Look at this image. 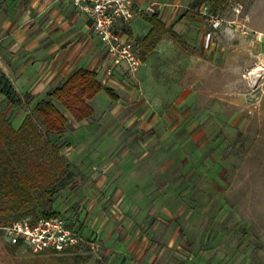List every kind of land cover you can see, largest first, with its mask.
Wrapping results in <instances>:
<instances>
[{"label": "rangeland", "instance_id": "1", "mask_svg": "<svg viewBox=\"0 0 264 264\" xmlns=\"http://www.w3.org/2000/svg\"><path fill=\"white\" fill-rule=\"evenodd\" d=\"M150 8L176 34L146 36L152 10L133 23L130 38L142 64L114 103L123 111L119 122H106L107 114L78 122L57 105L69 122L63 133H48L33 112L46 95L18 92L10 80L13 93L0 94V161L22 160L39 184L30 189L33 213L26 217L60 214L80 235L62 252L11 250L3 229L15 211L11 199L1 200L0 264H264V0ZM129 94L138 97L128 102ZM142 96L156 106L154 136L139 131L141 108H133ZM108 103L104 91L92 101L96 113ZM26 116L31 125L17 135ZM105 127L125 128L105 134ZM116 134V156L124 146L140 156L142 148L129 145L152 137L144 150L151 189L123 196L110 180L100 186L113 156L104 144ZM100 158L106 160L97 165Z\"/></svg>", "mask_w": 264, "mask_h": 264}, {"label": "crops", "instance_id": "2", "mask_svg": "<svg viewBox=\"0 0 264 264\" xmlns=\"http://www.w3.org/2000/svg\"><path fill=\"white\" fill-rule=\"evenodd\" d=\"M181 1L135 0L137 14L125 25L127 36L130 38L133 23L139 19L140 14L152 10L150 5L176 4ZM154 13L157 14L158 20H163L158 8L153 9L145 19L146 24L150 23L151 27L150 18ZM172 31L176 34L174 29ZM263 45L264 41H261V48ZM111 67L112 63L106 58L102 43L90 30L88 17L76 12L67 0H0V70L9 78L18 92L42 97L63 83L76 69L86 68L94 71L97 80L103 85V89L88 101L93 108L92 116L107 114L106 122L112 118V124H115L119 122L123 111L118 106L114 107L121 101L122 95L128 93L125 86L128 74L123 68H115L111 74H108L107 70ZM129 79L138 81L136 77ZM105 88L111 89L116 98H112ZM103 91L107 94L110 103L102 112L96 113L92 101ZM137 97V95L129 94L128 102ZM145 98L142 96L136 100L133 109L141 108L139 131L145 134L151 130V135L154 136L153 129L158 127L159 116L156 106L148 103ZM109 108L110 111H108ZM134 117L129 119L133 120ZM123 128L125 127H105L103 133L118 134L117 131L120 132ZM82 130L89 133L92 128L85 127ZM117 134L113 136L114 139L104 144L106 149L111 148L110 156L120 143ZM151 138L138 139L129 145L132 148H142L143 153L140 156L126 151L125 146L123 147L125 150L119 156L112 154L113 156L106 163L108 166L111 165L110 171L107 170L100 177L102 180L100 186L110 180L115 192L123 196L126 195V191L142 192L151 189L153 180L144 184L147 176L153 174L152 168H148L150 166H144L150 164L147 163L144 150L150 144ZM104 159L106 160V158H100L97 165L103 163Z\"/></svg>", "mask_w": 264, "mask_h": 264}, {"label": "built area", "instance_id": "3", "mask_svg": "<svg viewBox=\"0 0 264 264\" xmlns=\"http://www.w3.org/2000/svg\"><path fill=\"white\" fill-rule=\"evenodd\" d=\"M72 8L89 19L91 32L102 43L106 58L112 63L107 70L123 68L132 76L141 66L138 49L126 33L127 25L137 14L135 0H67ZM216 21V20H215ZM218 23L213 24V26ZM74 220L60 214L39 218L24 217L4 227L10 245L33 252H62L75 247L80 235Z\"/></svg>", "mask_w": 264, "mask_h": 264}, {"label": "trees", "instance_id": "4", "mask_svg": "<svg viewBox=\"0 0 264 264\" xmlns=\"http://www.w3.org/2000/svg\"><path fill=\"white\" fill-rule=\"evenodd\" d=\"M150 22L152 27L147 36L156 31L170 32L171 35H175L172 30L169 31L162 21L157 19L156 13L152 14ZM153 47V42L148 43V49ZM12 88L9 79L4 74H0V94L9 96L13 93ZM102 89L103 85L97 80L94 71L78 68L63 83L47 92L45 98L37 100L33 106V112L46 132L61 134L64 132L69 118L57 105L64 109L75 121L87 119L93 114V108L88 101ZM105 90L112 98H116L111 89L105 88ZM26 125H31L27 116L24 117L19 128L15 129L14 132L17 135L21 134ZM38 187L39 184L25 171L22 160L13 161V159L7 158L0 161V201L12 200V208L15 211L14 219L18 220L33 213L30 208L32 203L30 189ZM45 194L47 196L46 204L50 206L52 204L50 200L52 192L47 191ZM23 208L25 210L21 212L20 210ZM42 213L43 216L55 214L49 211H43ZM8 219L11 220L10 217ZM10 247L11 250H15L19 246L10 245Z\"/></svg>", "mask_w": 264, "mask_h": 264}, {"label": "bare ground", "instance_id": "5", "mask_svg": "<svg viewBox=\"0 0 264 264\" xmlns=\"http://www.w3.org/2000/svg\"><path fill=\"white\" fill-rule=\"evenodd\" d=\"M262 69V68H261ZM258 70V69H257Z\"/></svg>", "mask_w": 264, "mask_h": 264}]
</instances>
